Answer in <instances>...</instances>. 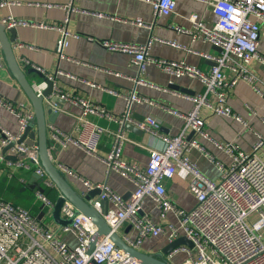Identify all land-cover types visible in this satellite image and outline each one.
Here are the masks:
<instances>
[{"label": "built area", "instance_id": "built-area-1", "mask_svg": "<svg viewBox=\"0 0 264 264\" xmlns=\"http://www.w3.org/2000/svg\"><path fill=\"white\" fill-rule=\"evenodd\" d=\"M155 15H170L176 7V0H149ZM212 6L214 21L208 25L196 15L190 17L194 28L192 40L202 39L220 48L218 55H205L213 60L214 65L207 72H202L183 60L174 61L153 58L148 54L146 45L131 42L100 41L110 51L123 52L130 55V63L144 71L149 64H154L163 71L181 77L184 75L197 77L204 86L201 94L190 96L192 108L182 115L186 127L207 137L204 131L205 121L200 116L203 106L209 107L212 113L232 116L228 104L231 88L241 77L248 76L249 65L256 59H263L259 52L261 24L264 23V0H206ZM66 16L62 23L52 24L62 32L56 52L59 58L65 57L68 45L66 23L71 11L72 2L64 5ZM134 22L142 24L141 19ZM6 27L28 22L12 17L4 18ZM46 26V25H45ZM179 32H188L182 27H174ZM193 51L192 49H187ZM46 76L53 74L41 70ZM225 68L233 72L229 75ZM118 74V73H117ZM136 83L147 84L137 79ZM32 87L40 96L46 87L44 81H33ZM116 94L115 91L110 90ZM58 97L71 99L67 92L56 89ZM125 111L122 115H112L105 107L93 104L85 99L75 100L82 108L78 116L82 137L75 138L52 124L47 125L48 136L62 146L77 145L91 154H97L100 136L110 132L103 126L91 122L87 116L97 114L108 116L119 124V130L112 132L113 142L104 156L108 171L118 170L131 178L134 190L124 197L106 183L92 182L78 175L74 170L60 164L57 166L66 176L78 178L87 191L99 188L101 194L93 201L95 208L101 213L112 231H118L126 222H130L136 230L135 238L125 235V241L138 247L147 236L165 234L168 243L180 236H186L193 247L181 245L169 256L184 252L187 258L183 264H264V161L257 150L264 143L260 138L255 146L245 151L234 144H215L230 156V163L210 155L208 158L218 170V179H212L203 173L200 166L191 157V150L199 145L188 138L182 130L175 135H161L160 123L154 117L134 121L130 110L134 102L141 99L135 90L125 96ZM45 105L57 111L58 104L45 99ZM0 106L14 114L19 130L10 134L0 126L1 146L8 140H18L26 127L35 118L32 105L28 101L12 102L0 96ZM134 122L140 129L159 137V146L150 148L149 159L145 166L127 162L122 158L124 145L129 141L123 129L127 122ZM36 145L30 146L24 141L16 143L14 154L28 153L15 161H5L7 166L30 170L37 174L36 183L41 187H55L48 174L34 155ZM201 148V147H200ZM3 161L0 158V163ZM183 173L188 177V187L195 198V205L189 209L180 208L168 196L165 181ZM24 182V179H21ZM36 197L43 206L52 211L55 200L41 189L35 191ZM154 200L161 214L173 213L178 224L171 221L165 224L155 222L148 214L142 213L144 199ZM100 200H107V208L100 206ZM65 219H72L71 225L60 226L46 221L43 216L35 215L23 206L0 198V264H141L123 249L117 247L108 236H103L91 253L87 252L90 237L97 230L93 221L80 211L69 200L61 209ZM74 234L77 244L72 246L65 241L61 233ZM119 232V231H118Z\"/></svg>", "mask_w": 264, "mask_h": 264}, {"label": "crops", "instance_id": "crops-1", "mask_svg": "<svg viewBox=\"0 0 264 264\" xmlns=\"http://www.w3.org/2000/svg\"><path fill=\"white\" fill-rule=\"evenodd\" d=\"M68 2H72L74 6L65 27L71 35L67 37L65 57L59 58L56 46L62 32L51 25L63 22L66 16L64 5ZM0 14L1 20L12 17L29 23L15 25L17 37L14 51L21 67L28 69L36 66L47 73L56 74L60 89L71 95V99L64 100L58 106L57 113L46 117L47 125L52 124L75 138L82 137L85 131L80 130L81 122L78 119L82 108L75 100L85 99L105 107L112 115L120 116L125 111L124 96L135 90L141 100L132 104L130 117L134 121L147 117L156 118L160 123L161 135H175L184 130L188 138L199 145L191 150L192 159L212 179H218L219 173L208 157L212 155L225 164H229L231 160L229 154L220 149L216 142L223 146L231 143L249 151L260 138L264 139L263 59L252 61L248 69L250 78H239L229 91L228 104L233 112L232 116L214 114L206 106L201 108L200 116L205 121L204 131L207 134L204 137L200 132L186 127L182 116L192 108L189 97L204 91V86L197 77H175L152 63L144 71H139L137 66L130 63V55L110 51L100 43L115 41L146 45L148 54L153 58L183 60L186 64L207 72L214 61L205 55H218L220 48L202 39L192 40L194 25L190 19L196 15L208 25L213 23L212 6L206 0H176L175 10L168 16L155 15L149 0H3ZM138 18L142 20V24L134 22ZM177 26L188 32L177 31L174 28ZM259 52L264 58V23L261 24ZM225 71L229 75L233 74L226 68ZM35 75H30L31 82ZM138 78L147 84L136 83ZM170 83L176 87L170 88ZM0 96L12 102L28 101L6 63L1 44ZM87 118L111 133L119 130V124L108 116L91 114ZM127 123L135 125L132 121ZM0 126L10 134H17L19 130L16 116L1 106ZM123 129L129 138L123 148V160L145 166L150 148L159 146L161 139L152 137L146 131L140 134L138 131ZM34 131L36 139V127ZM111 133L105 132L100 136L97 154H91L74 144L62 146L48 136L49 153L57 166L62 164L69 167L92 182L106 183L115 192L126 197L134 190L133 181L118 170L108 171L104 162V156L114 139ZM1 139L0 133V151ZM257 154L264 161V143ZM5 161L7 160L3 159L0 163V198L23 206L31 213L43 216L46 221L55 223L52 211L49 213L35 195L38 189L35 172L7 166ZM66 177L79 191L86 190L78 178ZM21 179L25 181L22 182ZM165 185L168 196L180 208L189 210L195 205V198L188 187V177L183 173H177L166 180ZM50 188H47L49 195L56 201L60 192L56 187ZM142 213L148 214L157 223L171 221L178 224V219L171 212L163 217L150 197L144 199ZM118 231L122 236H136V230L129 221ZM61 236L70 245L74 246L70 241L72 238L77 244L73 233L62 232ZM167 243L165 234L147 236L137 248L146 253H156ZM186 258L187 254L179 252L168 259L173 264H183Z\"/></svg>", "mask_w": 264, "mask_h": 264}, {"label": "water", "instance_id": "water-1", "mask_svg": "<svg viewBox=\"0 0 264 264\" xmlns=\"http://www.w3.org/2000/svg\"><path fill=\"white\" fill-rule=\"evenodd\" d=\"M2 2L3 0H0V5ZM16 33L17 28L15 26L6 27L2 23L0 16V44L6 63L14 78L24 91L29 103L33 106L35 118L28 124L25 132L18 140H8L6 144L1 146L0 154L2 159L15 161L16 159L22 158L28 154L27 152L18 153V155L14 154L13 148L15 147L16 143H21L24 141L30 146L36 145L37 148L34 152V155L39 158L41 165L48 174L50 180L60 192V195L56 199L52 210V220L60 226L72 224V219H65L61 215V209L64 202L69 200L77 208V211H80L84 215L88 216L97 227L95 233L90 237L89 244L87 246L88 253L92 252L101 237L108 236L117 247L123 249L131 257L137 259L141 264H173L168 258L171 257L169 255L177 247L181 245H186L191 248L193 247V243L186 236H180L174 239L173 241L167 243L160 250V252L156 253H146L136 247L129 245L118 231L111 230L101 213L95 208L93 201L97 199L98 195L101 194V189L95 188L87 191V193L83 195V191H79L77 188H75L69 179L64 176L61 170L54 163L49 153L46 117L57 112L53 111L52 107L45 105V99H48L52 103H56L60 106L64 102V99H61L57 96L56 89L61 91L63 90L58 86L59 78L56 74H53L50 78L33 66L29 67L28 69L21 67L14 51V42L16 41L17 37ZM31 74H36L34 76V81L40 80L46 82V87L43 89V93L40 96L35 93L32 87V79L30 78ZM169 87L173 88L176 87V85L170 83ZM35 127L37 130L36 139L34 131ZM124 128L131 129L135 132L138 131L140 134L144 133V130L132 123H126ZM2 136L4 138L7 137L5 134H2ZM34 177H38L37 174L34 173ZM107 204V200H100V206H104L105 211Z\"/></svg>", "mask_w": 264, "mask_h": 264}, {"label": "trees", "instance_id": "trees-1", "mask_svg": "<svg viewBox=\"0 0 264 264\" xmlns=\"http://www.w3.org/2000/svg\"><path fill=\"white\" fill-rule=\"evenodd\" d=\"M36 185H38L37 183H36ZM47 188H49V187H41L40 185H38V189H41L42 191H44V193L46 194V195H48L49 197H50V195H49V189H47ZM50 189H54V187L53 188H50ZM56 190V189H55ZM51 198V197H50ZM52 199V198H51ZM53 200H55V199H53Z\"/></svg>", "mask_w": 264, "mask_h": 264}, {"label": "rangeland", "instance_id": "rangeland-1", "mask_svg": "<svg viewBox=\"0 0 264 264\" xmlns=\"http://www.w3.org/2000/svg\"><path fill=\"white\" fill-rule=\"evenodd\" d=\"M70 241H71L72 244H74V245L76 244V241L73 238L70 239Z\"/></svg>", "mask_w": 264, "mask_h": 264}]
</instances>
